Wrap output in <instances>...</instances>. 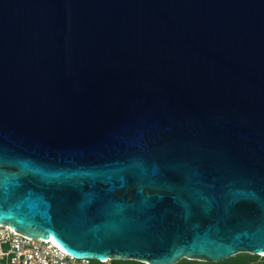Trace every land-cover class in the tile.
Masks as SVG:
<instances>
[{
    "label": "water",
    "instance_id": "obj_1",
    "mask_svg": "<svg viewBox=\"0 0 264 264\" xmlns=\"http://www.w3.org/2000/svg\"><path fill=\"white\" fill-rule=\"evenodd\" d=\"M0 224L98 262L264 256V0H0Z\"/></svg>",
    "mask_w": 264,
    "mask_h": 264
},
{
    "label": "built area",
    "instance_id": "obj_2",
    "mask_svg": "<svg viewBox=\"0 0 264 264\" xmlns=\"http://www.w3.org/2000/svg\"><path fill=\"white\" fill-rule=\"evenodd\" d=\"M76 258L51 239L29 238L0 224V264H91Z\"/></svg>",
    "mask_w": 264,
    "mask_h": 264
},
{
    "label": "trees",
    "instance_id": "obj_3",
    "mask_svg": "<svg viewBox=\"0 0 264 264\" xmlns=\"http://www.w3.org/2000/svg\"><path fill=\"white\" fill-rule=\"evenodd\" d=\"M257 255L249 253H238L234 256L224 259L221 262H203L195 260L181 259L176 264H264ZM264 259V258H263ZM91 264H105V262L92 261ZM108 264H145L135 260H109Z\"/></svg>",
    "mask_w": 264,
    "mask_h": 264
},
{
    "label": "rangeland",
    "instance_id": "obj_4",
    "mask_svg": "<svg viewBox=\"0 0 264 264\" xmlns=\"http://www.w3.org/2000/svg\"><path fill=\"white\" fill-rule=\"evenodd\" d=\"M259 257H260V259H259V260L261 261V263H263V262H264V259H263V258H264V256H259ZM220 262H221V261H220ZM105 264H108V261H106V262H105Z\"/></svg>",
    "mask_w": 264,
    "mask_h": 264
}]
</instances>
